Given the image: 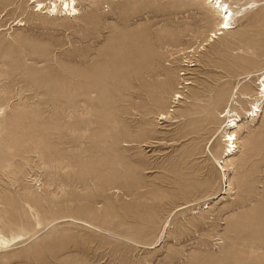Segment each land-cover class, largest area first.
Masks as SVG:
<instances>
[{"label":"rangeland","instance_id":"obj_1","mask_svg":"<svg viewBox=\"0 0 264 264\" xmlns=\"http://www.w3.org/2000/svg\"><path fill=\"white\" fill-rule=\"evenodd\" d=\"M50 1L0 0V264H264V0L220 36L205 0Z\"/></svg>","mask_w":264,"mask_h":264},{"label":"bare ground","instance_id":"obj_2","mask_svg":"<svg viewBox=\"0 0 264 264\" xmlns=\"http://www.w3.org/2000/svg\"><path fill=\"white\" fill-rule=\"evenodd\" d=\"M205 2L210 5L211 9L214 11L216 18H217V23L212 31L211 36H220L224 35L225 33L233 31V27L231 25V20L234 15V11L232 7L225 1L223 0H205ZM59 3V5H57ZM249 4V3H248ZM38 6L40 7V10H46V13L48 15H55L61 12H64L68 16H75L78 14V11L76 9V3L75 0H51L48 2V4H41L39 3ZM237 11V10H236ZM234 18V17H233ZM211 40V39H210ZM209 40V41H210ZM187 48L184 49H179L178 52L183 51ZM176 51V52H177ZM198 60V59H197ZM197 60H183L180 58L179 60H176V67L178 71V86H177V92L173 94L171 98V103L170 106L176 107L181 104V102L184 101L185 96L187 95L188 89L187 87L190 86V73L194 70V67L197 64ZM174 61V58L169 60V63H172ZM196 63H195V62ZM173 62V63H175ZM190 68V69H189ZM189 75V76H185ZM252 78H256V85L258 87L257 90V95L260 93L259 99L255 100L253 104H251V109H250V115L254 119L257 117V113L260 112V108L264 105V71L261 73H251L247 74L242 79L245 80H250ZM239 85L235 87L236 92L238 91ZM263 98L262 103L260 100ZM233 101V100H232ZM233 103V102H232ZM230 108V106H229ZM226 107V109L223 111L224 115L227 120L225 121V143L226 146L223 152V163H229V165H232L231 159L237 154V149H238V138L237 135L235 134L236 130L238 129V124L236 123L235 119H230L233 116H230L231 110ZM235 114V113H234ZM249 115V114H248ZM237 119V118H236ZM224 135V136H225ZM212 141V140H211ZM215 140L210 143L208 149L213 145ZM222 158V156H221ZM217 164H221L220 161H216ZM220 170L226 172L224 169V166H220ZM21 237V236H20ZM13 240V239H12ZM2 243H7V240L1 237L0 244Z\"/></svg>","mask_w":264,"mask_h":264},{"label":"built area","instance_id":"obj_3","mask_svg":"<svg viewBox=\"0 0 264 264\" xmlns=\"http://www.w3.org/2000/svg\"><path fill=\"white\" fill-rule=\"evenodd\" d=\"M184 51V52H183ZM180 54V58H182L183 60H189V58H191V55L194 54L193 49H185L183 50ZM179 58V59H180ZM190 61V60H189Z\"/></svg>","mask_w":264,"mask_h":264}]
</instances>
